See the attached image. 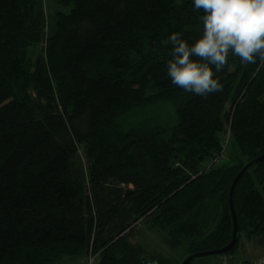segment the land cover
<instances>
[{"label": "trees", "instance_id": "16d2710c", "mask_svg": "<svg viewBox=\"0 0 264 264\" xmlns=\"http://www.w3.org/2000/svg\"><path fill=\"white\" fill-rule=\"evenodd\" d=\"M50 1L47 34L42 0H0V264H173L131 241L139 224L176 264L227 246L233 181L264 154V64L230 56L201 98L165 69L168 36L202 31L192 0ZM234 207L229 259L264 246V160Z\"/></svg>", "mask_w": 264, "mask_h": 264}, {"label": "clouds", "instance_id": "9594fccd", "mask_svg": "<svg viewBox=\"0 0 264 264\" xmlns=\"http://www.w3.org/2000/svg\"><path fill=\"white\" fill-rule=\"evenodd\" d=\"M202 31L190 42L180 32L167 38L171 45L166 76L186 93L207 99L223 90L218 75L229 57L242 65L264 64V0H192Z\"/></svg>", "mask_w": 264, "mask_h": 264}, {"label": "rangeland", "instance_id": "374dc122", "mask_svg": "<svg viewBox=\"0 0 264 264\" xmlns=\"http://www.w3.org/2000/svg\"><path fill=\"white\" fill-rule=\"evenodd\" d=\"M43 9L46 13L47 18V34L50 33L51 27V12L53 8H51L50 0H42ZM44 46V45H43ZM43 51V50H42ZM228 108V107H227ZM171 112V111H170ZM229 139V137H228ZM231 147L228 148V152L231 151ZM80 155L83 159L84 164H86V160L84 159V155L82 151H80ZM228 153L225 152L224 160ZM133 243H139L143 245L146 250H148V254L150 255H161L165 258H169L173 264H176V260H180L179 254L177 252L173 253L168 249V247L164 244L163 234L157 233L155 231H151L144 224H139L137 227V233L131 240ZM264 259V246H259L254 242H249L246 239H243L239 249L233 253V257L229 259L226 256H205L197 258L193 264H243L245 261H252V263H256L258 260ZM86 257L80 260L65 258L58 264H86Z\"/></svg>", "mask_w": 264, "mask_h": 264}, {"label": "water", "instance_id": "95a60500", "mask_svg": "<svg viewBox=\"0 0 264 264\" xmlns=\"http://www.w3.org/2000/svg\"><path fill=\"white\" fill-rule=\"evenodd\" d=\"M264 160V154L262 156H260L259 158L255 159L254 161L248 163L235 177L233 184L231 186L230 189V195H229V205H230V210L232 213V217H233V236H232V240L231 242L219 249V250H215V251H208V252H202V253H198L195 255H192L190 257H188L182 264H189L193 259L195 258H200V257H205V256H212V255H224L226 253H228L229 251H231L232 249H234V247L237 244V235H238V221H237V216H236V212H235V207H234V191L236 188V185L238 183V181L240 180V178L243 176V174L248 171L254 164L259 163L261 161Z\"/></svg>", "mask_w": 264, "mask_h": 264}, {"label": "built area", "instance_id": "2783aa9c", "mask_svg": "<svg viewBox=\"0 0 264 264\" xmlns=\"http://www.w3.org/2000/svg\"><path fill=\"white\" fill-rule=\"evenodd\" d=\"M228 137H229V135H227L226 138H225V142L223 144V150L221 151V153L217 154L215 156V158L212 159L211 165L217 164L218 162H220L221 160H223L224 154L226 152L227 143H228ZM85 262H86V264H97L96 263V258L93 257V256H91V255H89L86 258ZM226 264H228V263L226 262ZM255 264H264V259L258 260Z\"/></svg>", "mask_w": 264, "mask_h": 264}]
</instances>
